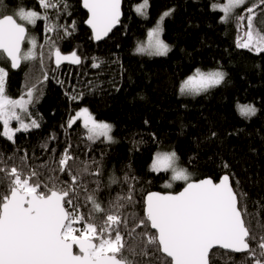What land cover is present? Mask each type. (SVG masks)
<instances>
[{"label":"trees","instance_id":"16d2710c","mask_svg":"<svg viewBox=\"0 0 264 264\" xmlns=\"http://www.w3.org/2000/svg\"><path fill=\"white\" fill-rule=\"evenodd\" d=\"M69 2L72 14L66 20L62 17L60 23L70 25L75 21V31L63 40L56 33H49V36L57 40L63 52L78 49L82 64L56 69V79H49L44 84L39 102L30 107L41 123L39 129L17 133L15 143L0 136L3 161L0 167L10 170L15 166L24 175L36 171L42 183L49 175L59 177L61 182L70 181L68 175L58 171L60 156L70 143L73 160L69 164L74 171L81 167V162L96 160L102 167L103 174L99 179L103 185H107L113 173L119 178L120 183L104 187L98 194L104 207L108 206L109 200L127 193V185L123 183L126 174L135 177L134 199L137 203L127 213L142 216L143 197L148 192L167 191L163 184L169 176L168 172L151 171L149 163L158 150L173 149L180 163L196 174L194 180L216 178L226 171L234 173L240 181L237 191L247 193L242 198L246 204V223L250 221L248 226L258 239L264 237V53L235 46L237 35L242 34L235 22L220 23L222 12L210 7L223 4L225 0H148L147 18L135 11V5L142 0H124L119 26L98 43L91 39V31L84 23L87 13L82 9L81 1ZM259 3L257 0L253 4ZM33 4L35 0H0V11L12 14L20 6L31 9ZM253 4L240 8L236 15L244 13L247 16L245 10ZM170 8L176 10L173 16L165 19L162 33L172 46L169 54L148 57L136 53L137 41L145 37L158 17ZM35 10L43 11L38 4ZM49 11L54 15V10ZM255 12V23L259 25L264 21V4ZM246 23L245 19V28ZM30 27L28 34L33 28L39 43L43 44L44 22L38 21ZM92 57L105 61L101 69L91 67ZM113 60L118 62L112 63ZM45 66L55 68L47 58ZM196 67L220 68L227 74L225 81L208 93L180 96L179 82ZM7 68V93L19 97L25 90V73L30 71V64L25 66L23 63L18 70L11 69L10 65ZM57 80L63 81V86ZM74 92L84 95L81 99L69 100L66 93ZM238 103L256 105V115L250 119L241 116ZM82 107L89 108L97 119L114 123L115 143L101 142L104 138L94 143L87 141L81 120L71 129L66 128L69 115H75ZM209 124L221 137L222 146L215 143L209 146L203 141ZM2 127L0 123V132ZM236 130H241L239 135H227ZM53 135L57 139L49 140ZM45 142L48 143L47 151L40 147ZM52 148L57 151L52 153ZM25 155L22 163L21 158ZM221 158L230 165L229 169L220 167ZM89 171L94 172L95 167ZM94 179L84 177L89 189L95 187L89 183ZM183 186L180 184L174 192H179ZM3 190L4 186L0 185V191ZM88 207L90 205L82 206L81 211L87 213ZM138 223V219L133 223L129 216L127 229L122 226L125 248L136 252L135 257L127 251L124 254L135 264H158V254H154L153 248L141 239L145 229L136 227ZM252 246L256 247V243L252 242ZM247 256V253L215 249L210 254V264H252Z\"/></svg>","mask_w":264,"mask_h":264},{"label":"snow or ice","instance_id":"6c2138e0","mask_svg":"<svg viewBox=\"0 0 264 264\" xmlns=\"http://www.w3.org/2000/svg\"><path fill=\"white\" fill-rule=\"evenodd\" d=\"M246 2L225 0L223 4H212L210 7L213 11L222 12L220 23L235 22L239 33H242L236 37L237 48L264 53V21L259 25L255 23L257 13L254 9L257 5L253 4L245 10L247 16L235 14V10ZM36 4L42 12L35 10ZM260 4H264V0H260ZM82 5L88 13L84 23L91 29V39L95 41L108 37L120 22L121 0H82ZM148 6V0H142L135 11L147 18ZM71 7L69 0H35L31 9L20 6L12 14L0 11V60L8 63L11 69L20 68L22 63L32 66L25 73V90L18 98L7 95L9 73L5 67H0V123L3 126L0 136L9 142L15 143L17 133L41 127L39 119L33 118L29 109L39 102L44 84L49 79H56V69L65 61L73 65L82 64V58L75 49L68 54L62 53L57 40L50 36L45 35L44 43L38 44L37 38L28 34L24 22L35 26L38 21H43L46 34L56 33L60 40L67 39L75 31L76 22L72 21L69 25L60 23V20L71 16ZM49 10H54V15ZM175 10L167 9L158 17L155 26L147 30L146 40L137 43L136 53L148 57H166L169 54L172 46L162 39L163 23L173 16ZM25 41L30 45L26 50L22 47ZM46 58L49 61L54 59L55 68H46ZM91 59L93 69H101L105 64L96 57ZM226 75L220 68L204 71L196 67L179 82L178 94L195 97L208 93L221 85ZM57 83L63 86L64 82L57 80ZM88 83L91 85L92 82ZM66 95L69 100L75 101L81 99L84 93ZM257 111L254 105L239 106L240 115L245 118L250 119ZM81 119L87 141L94 143L103 137L101 142H116L111 135L112 125L97 121L87 107L69 115L66 128L71 129ZM13 122L18 126L12 127ZM240 131L227 135H239ZM56 139L55 135L49 138ZM202 139L209 146L223 144L211 124ZM40 147L47 151L48 143H42ZM71 148L68 143L58 161L59 173L68 175L70 181L61 182L59 177L49 175L42 183L36 171L24 175L15 166L10 170L0 167V185L4 186V190L0 191V264H135L124 254L127 251L133 257L136 255L134 249L125 248L121 230L122 226L127 229L129 216L133 223L139 220L136 227H144L141 239L153 248L154 254H158V264H209L210 250L216 246L234 253H247L246 259L250 258L252 264H264V237L258 239L248 226L250 221L246 223V204L242 198L247 193L237 191L240 181L234 173L226 171L216 178L194 180L188 168L179 164L175 151H157L150 170L157 173L170 171V181L166 185L169 188L172 182L177 181L184 182V186L176 193L148 192L141 202L143 215L139 216L127 213L137 203L134 199L135 177L126 174L123 183L127 185V193L109 200L108 206L104 207L98 194L104 187L120 183L119 178L113 173L107 185H103L99 179L103 174L102 167L96 160L81 162V167L74 171L69 164L73 160L69 152ZM56 151L51 149L52 153ZM25 159L26 155L21 158L22 163ZM92 167H95L94 172L89 171ZM220 167L229 169L230 165L221 158ZM85 176L96 178L89 181L95 187L89 189L84 182ZM88 205L87 213L82 212V206ZM252 242L256 243V247L252 246Z\"/></svg>","mask_w":264,"mask_h":264},{"label":"rangeland","instance_id":"374dc122","mask_svg":"<svg viewBox=\"0 0 264 264\" xmlns=\"http://www.w3.org/2000/svg\"><path fill=\"white\" fill-rule=\"evenodd\" d=\"M255 1H257V0H247V2L243 5V6H241L240 8H242V7H244V6H248V5H251V4H253ZM140 3H142V2H140ZM140 3H138V4H140ZM138 4H136L135 5V7L138 5ZM240 8H238V9H236L235 10V14L239 11V9ZM158 20V19H157ZM26 25H27V23L26 22H24ZM157 23V22H156ZM28 27H29V29L31 28L30 27V25H27ZM155 26V25H154ZM154 26H152V27H154ZM152 27H150V28H152ZM149 28V29H150ZM148 29V30H149ZM31 32H30V36H34V37H36V33L34 32V29L32 28V30H30ZM147 34V33H146ZM44 35H47V36H49V33H45ZM146 35H145V37H143V38H141V39H139L138 41H137V43L138 42H140V41H144V40H146ZM162 39H164V37H163V35H162ZM165 40V42H167L168 44H170L166 39H164ZM37 41H38V38H37ZM137 43L135 44V47H136V45H137ZM38 44H40L39 43V41H38ZM171 45V44H170ZM58 46H59V44H58ZM28 47H30V45L28 44V42L27 41H25V44H24V46H23V48L26 50ZM60 47V46H59ZM135 47H134V51H135ZM61 48V47H60ZM62 50V49H61ZM77 51H78V53H79V50L78 49H76ZM63 51V50H62ZM45 52H47V48H45ZM25 64V66H27L28 64L27 63H24ZM7 63L5 62V61H3V60H0V67H5L6 68V70L8 71V68H7ZM50 65L53 67L54 65H53V63H52V61H50ZM30 68H31V65H30ZM202 69V68H201ZM213 69H216V68H213ZM213 69H202V70H204V71H209V70H213ZM222 70V69H221ZM224 71V70H223ZM225 72V71H224ZM6 84H7V82H6ZM6 92H7V87H6ZM7 95L9 96V97H11L8 93H7ZM11 98H18V97H11ZM245 104H250V103H238L237 104V109H238V111H239V106L240 105H245ZM250 105H254V104H250ZM256 108H257V106L256 105H254ZM83 108V107H82ZM81 109V108H80ZM89 109V108H88ZM30 110V109H29ZM90 110V109H89ZM31 111V110H30ZM32 112V111H31ZM90 112L92 113V111L90 110ZM93 114V113H92ZM94 115V114H93ZM94 117H95V115H94ZM33 118H36L34 115H33ZM96 118V117H95ZM97 119V118H96ZM97 121H103V122H107V123H109V124H111L112 125V133H111V135L113 136V138H114V133H113V131H114V123L113 122H110V121H105V120H101V119H97ZM26 122H27V120H26ZM81 123L83 124V120L81 119ZM12 127H17L18 125H17V123L16 122H13L12 123V125H11ZM101 138H103V137H101ZM115 139V138H114ZM158 151H163V152H169V151H175V150H173V149H169V148H164V149H160V150H158ZM154 156H155V154H154ZM154 158V157H153ZM153 158H152V160H153ZM152 160L150 161V163H149V167H150V165H151V163H152ZM179 164L181 165V166H183L181 163H180V161H179ZM185 167V166H184ZM189 170V169H188ZM189 172L191 173V176H192V179H194V177H195V173H193V172H191L190 170H189ZM168 174H169V176H168V179H167V181L163 184V186H164V188L165 189H167V191H170V192H174V191H177V188L179 187V185L180 184H184V182H182V181H177V182H172V187H167L166 185L169 183V181H170V176H171V172L169 171L168 172Z\"/></svg>","mask_w":264,"mask_h":264},{"label":"water","instance_id":"95a60500","mask_svg":"<svg viewBox=\"0 0 264 264\" xmlns=\"http://www.w3.org/2000/svg\"><path fill=\"white\" fill-rule=\"evenodd\" d=\"M81 1V7H82V9L87 13V10L86 9H84L83 8V5H82V0H80ZM123 1L124 0H121V13H122V5H123ZM263 4H258L257 5V7L254 9V11H256L260 6H262ZM244 14V13H243ZM121 17H122V14H121ZM121 17H120V19H121ZM87 18H88V13H87ZM119 24H120V22L112 29V31L114 30V29H116L118 26H119ZM86 25V24H85ZM27 27V26H26ZM86 27L91 31V29L86 25ZM28 29V28H27ZM112 31L109 33V35L112 33ZM108 35V36H109ZM108 37H106L105 39H107ZM104 39V40H105ZM103 41V40H102ZM94 42H101V41H95L94 40ZM23 47V46H22ZM76 50V49H75ZM62 51V50H61ZM72 51V50H71ZM71 51H69V52H63L62 51V53H64V54H68V53H70ZM77 51V50H76ZM77 54L78 55H80L81 56V58H82V55L80 54V53H78V51H77ZM82 60H83V58H82ZM52 63H53V65H54V67H55V64H54V59L52 60ZM62 66H73V67H76V66H79V65H73V64H71L70 62H67V61H65V62H63L61 65H60V67H62ZM59 67V68H60ZM19 69V68H18ZM18 69H14V70H18ZM182 190V189H181ZM154 192H160V193H162V194H165V193H176V192H170V191H154ZM215 249H222V248H220L219 246H216V247H214L212 250H210V253H209V264H210V254H211V252L213 251V250H215ZM78 251V249H74V251ZM222 250H224V249H222ZM225 251H227V252H232L231 250H225ZM232 253H234V252H232Z\"/></svg>","mask_w":264,"mask_h":264},{"label":"flooded vegetation","instance_id":"af4514ba","mask_svg":"<svg viewBox=\"0 0 264 264\" xmlns=\"http://www.w3.org/2000/svg\"><path fill=\"white\" fill-rule=\"evenodd\" d=\"M27 26V25H26ZM27 28H28V31H29V27L27 26ZM24 46V45H23ZM8 64V63H7ZM23 64V63H22ZM9 65V64H8ZM77 251V250H76Z\"/></svg>","mask_w":264,"mask_h":264},{"label":"clouds","instance_id":"9594fccd","mask_svg":"<svg viewBox=\"0 0 264 264\" xmlns=\"http://www.w3.org/2000/svg\"><path fill=\"white\" fill-rule=\"evenodd\" d=\"M21 66H22V64H21Z\"/></svg>","mask_w":264,"mask_h":264}]
</instances>
